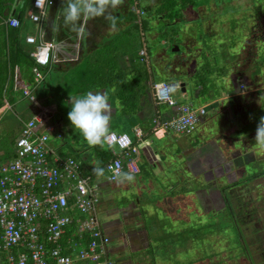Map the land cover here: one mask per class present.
<instances>
[{
    "label": "crops",
    "instance_id": "crops-1",
    "mask_svg": "<svg viewBox=\"0 0 264 264\" xmlns=\"http://www.w3.org/2000/svg\"><path fill=\"white\" fill-rule=\"evenodd\" d=\"M33 1L0 0V63L7 67V77L5 80L12 76L10 81L6 80L2 85L1 93L3 95V101L0 106V116L5 110L9 109L4 102L8 100L11 104L10 110H13L17 107V103H12L11 100H14L15 93H17L16 95L22 93V99L18 98L17 100L19 101L17 102L23 105V112L29 110L31 111L30 115H32L26 123L33 119H39L38 134L46 133V127L48 126L54 128V131L50 132L51 134L57 132L62 134V131L65 130L63 124L64 113L67 110L65 104L66 102L69 104L70 96H76V92L66 91V89L74 90L75 87L73 79L68 74V68L83 64L85 66L92 65L94 67L95 81L87 88L83 87L82 83H79V88H81L79 93L82 95L87 91H107L109 102L113 109V117L109 124L108 133L129 134L128 132L132 131L135 134L137 128L142 129L144 133L143 140L145 141L144 147H146V153L150 158L149 160L143 159V162L144 164H148L149 169L152 171L147 173L145 178L139 176L142 177L140 181L144 185L141 191L142 198L146 200L144 197L146 196L144 194L147 189L146 185L152 186L150 188L162 197L163 206L159 207L150 202L148 203L149 208L154 207V211H157L156 213L159 217H169L173 221L172 225L168 227L170 232H164L158 238L159 230L149 229L148 217L140 219L142 220L141 224H137V217L144 214L146 212L145 210L140 208L138 212L134 213L135 210L133 209H125L124 200L127 195L122 192L126 189V183L130 182L122 179L126 171L123 172V177L121 176L115 182L110 181L108 176L97 177L95 175V182L99 187V193L101 195V203L97 207V217L101 222L104 233L111 239V243L108 245L109 257L110 254L118 257L117 262L114 261L115 264H256V260L257 264H264V179L257 180L254 176L246 179L247 175L245 173L242 183L235 178L242 175L244 171H223L222 168V165L224 163H230L231 159H225V155L228 156L230 154L233 157L234 161L229 164L232 167L239 164V161L245 157L246 152L250 148L246 147V143L248 142L246 135L248 133L247 131H250L246 130L250 116L247 113L252 105L255 107L258 103L262 102L264 104V83L260 77L256 76L255 70H252L251 67H245L244 63L246 59L243 54L244 48H239V60L236 64L230 66L231 69L229 71L221 68L216 70L217 76L219 75L220 79H230L227 80L225 85H215V88L210 89L207 94L204 93V95H207L209 101L207 104L198 107L197 111L202 108L206 109V114L201 117L199 124V126H206V130H202L200 133V147L186 150L187 154L191 152L187 159L190 160L189 164L195 171H190L192 173H189V171H167L168 168L173 166V159L163 157L164 150L166 149L160 147L158 144L156 146L150 140L152 137L164 140L171 133L168 130L167 133L160 131L157 135H154L152 130L154 118H166L172 112V109H169L167 105H159L156 102L152 88L154 82H156L154 81L155 78L149 75L146 81H143L145 84L144 88H147L146 93L142 92L138 94L135 97L137 101L128 104L125 100L127 101L130 96H135L137 93V86H135L134 76L132 75L134 72H130L132 70L127 71L131 68V58L124 53V50H119L118 54L111 52L109 59L112 58V62L120 63L119 71L115 73L112 68L108 69L105 66L107 63H110L108 62L109 59L108 61L101 62L98 58L99 52L103 53V49L99 51L97 48L102 45H105L103 48H108L110 43L106 41L103 43L100 41H84L89 33H102L100 30L101 27L107 28L109 27V23L107 27H103L99 24V17H97L84 21L85 28L80 33L73 32L70 27L64 25L61 0H54V4L47 7V20H43L41 25H39L30 19V13L35 12ZM141 1L143 0H137L139 4ZM155 1L161 3L162 0H152L153 3ZM125 6L126 1L123 0V3L116 9H122ZM139 10H142V8L134 10L133 7L131 11L126 10L118 14L112 13V15L117 17V21H121L123 14H125V18L127 19L124 20L128 25H131L130 27L135 28H130L131 34L133 30L139 31V25H136L138 17L137 11ZM11 17H17L21 21L19 28L9 26L8 20ZM140 18L142 19V17ZM177 21H182V19H178ZM39 27L43 28L44 40L52 41L55 45L53 61L46 68L36 66L35 61L29 55L32 46L26 42V37L38 33ZM121 27H126L125 23ZM85 31L88 32L87 35ZM139 32L141 33V38L144 37V34L141 31ZM70 33L72 34L70 35ZM115 36L118 37V34ZM247 37L248 34L246 33L245 41ZM129 42L122 40L123 45H127ZM147 54L145 52L142 55L146 56ZM155 61L159 65L161 63V57L156 58ZM184 61L163 66V68L168 71L169 77L182 79L184 81L183 83H185L186 90V80L189 83H195L197 88L196 96L200 97L206 86L204 83L200 84V81L195 80L198 68L190 76L195 81H191L186 70L183 71V68L179 69V66L183 67V63L186 64L188 62L191 64L189 57L184 58ZM149 62L152 64V60ZM102 64L103 67H100ZM203 66H207V64H203ZM37 70L41 71L44 76V79L40 83L36 81L35 74ZM56 70H59L57 72V83L56 79L54 78L53 80L52 78V73ZM127 72L131 74L128 75ZM210 72L213 74L211 80L214 78L217 79L213 70ZM178 74L179 77H176L175 75ZM65 75L69 76L68 82H65ZM60 76L62 79H60ZM244 85L245 88L241 89ZM207 87L210 88L209 86ZM25 89L31 92L30 97L24 95ZM129 92H132V94ZM8 94H10V99L6 98ZM116 101L118 103L120 101V104L118 105ZM231 101L233 107L235 104L237 108L239 107L237 111L231 106H226V103ZM186 105L193 107L192 103ZM163 106H167V108L163 110ZM237 112H242L243 116L240 115L241 117H239ZM216 120L221 121L220 125H223L221 126L223 133L219 136L212 137L211 131H214L216 128L214 126ZM127 122L130 123L127 125ZM24 124L20 125V132ZM122 127H124V131H116V129H122ZM238 127L245 128V131L241 133L243 135L242 139L238 140L244 144V146L241 145L243 148L231 145L230 149L225 148V152L223 153L220 151L221 148L219 146L222 145L225 134L227 132L229 134L235 131L238 132ZM68 129L71 130L72 128L68 125ZM59 136L57 134L58 138ZM229 139L238 142L231 137ZM16 140L15 143H12L13 147H0V166L14 161L17 158ZM135 140L138 141L137 138ZM63 143H65L64 140ZM98 144H94V150L97 151L96 153L94 151V153L100 158L102 164L106 161L107 155L106 152L103 153L101 150H97ZM105 146L107 149L109 148L107 145ZM50 147L60 152V149L57 150L52 145ZM245 148L248 149L245 151ZM73 150H76L83 157L81 165L84 171L93 173V168L98 167V163L97 160H93L92 163L88 164L87 161L90 155H92V152L85 148V144L80 142H78V146H73ZM73 150L70 149V152ZM8 153L11 155H8ZM67 155L70 154L68 153ZM97 156L96 159H98ZM139 156L137 157V161L140 159ZM151 160H156L155 164L151 165ZM217 166L219 169H214ZM155 169L156 171H154ZM210 169H214L215 171H209ZM189 174H192L193 177H189ZM127 175L131 176V172L127 171ZM134 176H132L133 179L135 178ZM231 180L235 181V185L231 187L229 191L230 195L228 190L231 185ZM225 181H227V191L224 189ZM239 184L241 186L236 188L235 186ZM187 186L189 187L187 188ZM193 191L200 198L201 211L204 214L206 213V215L214 214L216 217L215 224L212 227H210L211 225L209 227L207 225H201L198 229L196 227L198 223H195V220L192 219L193 215H189V217L193 220L195 227L188 226V223L182 226L184 221H179L175 216V207L170 203L169 199L175 198L176 196L177 198L181 197L179 195H186L183 197H187ZM231 197L233 198L232 202L229 201ZM253 197H256V200L252 199ZM138 202L140 203L141 201L138 200ZM228 212L230 213L228 214ZM181 218L185 217L181 216ZM231 226L236 229L235 238L241 250L240 253L232 248L225 234L226 232H224V230L227 231ZM247 227L253 228V231L248 230ZM159 229L164 231L162 227ZM196 229L198 230V234H193V231ZM242 230H246V238L244 236L239 237V233ZM155 232L157 235H154ZM258 239V253L262 255L261 257L258 254H254V256L250 254L254 243ZM222 243L226 245L223 246ZM195 250L197 253L196 256L193 255ZM126 252L130 256H127ZM110 259L113 260L111 257Z\"/></svg>",
    "mask_w": 264,
    "mask_h": 264
},
{
    "label": "rangeland",
    "instance_id": "rangeland-1",
    "mask_svg": "<svg viewBox=\"0 0 264 264\" xmlns=\"http://www.w3.org/2000/svg\"><path fill=\"white\" fill-rule=\"evenodd\" d=\"M125 1L126 6L124 8L110 9L111 13L118 14L119 12L122 13L126 10L131 11L133 7L134 10L142 8L146 14L142 17V19H144V28H139V31L144 33V37L141 38V33L138 30H133L130 34V28H135H132L130 27L131 25H128V23L124 20L127 19L125 18L126 15L123 14L122 20L117 21V29H119L123 23H125L126 27H121L118 31H109V27H107L108 22L103 17H99V24L107 28L101 27L100 30L102 33H89L88 35V32L85 31L87 37L84 39V41H100L102 43L106 41L107 43H110L108 48H103L105 45L97 48L99 51L103 49V53L99 52L98 54V58L101 62L108 61V59L111 57L110 53L114 52L118 54L119 50H124V53H126V55L131 58V68L127 71L132 70L130 72H134L132 75L134 76L135 86H137V93L135 96H130L127 101L125 100V102H128V104H132V102L137 101L135 97L138 94L142 92L146 93L147 88H144L145 84L143 81H146L149 75L155 78L154 81L156 82L154 83L178 82L179 85L183 83L184 81H182V79L169 77L168 71L163 68V66H169L177 62H185L184 58L189 57L191 64L188 62L186 64L183 63V67L179 66V69L183 68V71L186 70L191 81H200V84L204 83L206 88H204V92L201 93L200 97H198L196 96V84L193 82L189 83L186 80V92L183 93L182 88L175 89L174 98L179 104L192 103L194 109L198 110L200 105H205L209 101L207 95H204V93L207 94L210 89L215 88V85H225L227 80L230 79H220V76H217L216 70L221 68L229 71L231 69L230 66H233V64H236L239 60V48H244L243 54L246 59L244 63L245 67H251L252 70H255L256 76L260 77L261 81L264 83V0H162L161 3L156 1L153 3L152 0H143L140 4L137 2V0ZM165 7H167L169 11H165ZM178 19H182V21L178 22ZM252 28L253 30H251ZM246 33L248 34L246 40L247 42L245 41ZM71 34L72 33H70V35ZM116 34H118V37L115 36ZM122 40L130 41L132 43L129 42L127 44L128 46L123 45ZM174 47L179 48V50L173 52ZM142 51H145L148 54L143 56ZM158 57H161V63L159 65L158 62L155 61V59ZM112 60V58L109 59L108 62L110 63H107L105 66L108 69L112 68L113 71L117 73V71H119L120 63L112 62ZM150 60H152V64L149 62ZM203 64H207L208 67L203 66ZM100 67H103V64L100 65ZM93 68L94 67L92 65L85 66V64L68 68V74L71 76V79H73L75 87L74 90L66 89V91L76 92V96L81 95V93H79L81 91V88H79L80 84L82 83V86L87 88L89 85H92L93 81H95ZM197 68L198 72H196V79L194 80L193 77L190 76H192V72ZM210 68L213 70V73H215V77L217 79L214 78L215 80H211L213 74L210 72L212 71ZM59 70H56L52 73L53 77L51 75L53 80L54 78L56 79V83L57 72H59ZM127 73L128 75L131 74L129 72ZM65 76V82H68L69 76ZM11 77L6 80L10 81ZM50 78H48V80H50ZM60 79H62L61 76ZM16 94L17 93L14 95V100H11V102H14L15 104L17 103V107L13 110H5L0 116V147H13L12 143H15V140L21 133L20 125L26 123V121L32 116L30 115L31 111L29 110L23 112V105L17 102L19 101L17 100L18 98L22 99V93H18V95ZM130 94H132V92ZM6 98L10 99V94L6 95ZM116 102L118 105L120 104V101L119 103L118 101ZM226 106H231L234 110L236 109L235 111H237L239 108H237L236 104L233 107L232 101L227 102ZM65 107L67 109L65 110L63 121L65 130L62 131V134L59 132L52 134L48 132L47 134L50 138L49 144L57 150L60 149V152L55 150L60 156L73 157L82 164L83 157L78 154L76 150H73V146H78V142L83 143L85 144V148L92 152V155H90V158H88V164L92 163L93 160H97V166L101 168L102 164L100 158L95 154L97 151L94 150V144H89L86 142L81 134L72 127L71 122L68 119V112L71 110V103L69 102L68 104L66 102ZM165 108H167V106L162 107L163 110ZM237 114L239 117H241L240 115L243 116L242 112H237ZM247 114L250 115L247 123V125H249L248 130H251L247 131L248 133L246 135V139L248 142L246 143V147L250 148L248 152H246L245 157L234 167L229 165L234 161L233 157L230 156V154L228 156L224 154L225 159H231L230 163H224L222 165L223 171H244L242 175L235 178L242 183L244 181H242V179L244 178L243 175L245 173L247 175L246 179L250 176L256 177L257 180L264 179V146L257 145L255 138L259 118L264 116V104L261 102L255 105V107L252 105ZM215 122L217 126L214 131H211L212 137L219 136L223 133L221 128L223 125H220L221 121L216 120ZM128 123L130 122H127L126 124L128 125ZM68 125L72 128L71 130L68 129ZM202 130H206V126H199L197 130L194 131V133L190 136L171 131L170 136L167 139L160 140L156 137H152L150 139L156 146L158 144L160 147L166 149L164 150L163 157L167 159H173V166L168 168L167 171H189V173H192L190 171H195L189 164L190 160L187 159L191 152L187 154L186 150L200 147V133ZM237 130L239 131H235L230 134L227 132L225 134V139L223 140L222 145L219 146L221 148L220 151L224 153V149H230L231 145L243 148L241 145L244 146V144L238 140L242 139L243 135H241V133L245 131V128L238 127ZM116 131H124V127H122V129H116ZM128 133L133 141H136V136L134 138V132L130 131ZM57 134L61 137L58 138ZM229 137L237 140L238 142L231 141ZM62 138H64L63 140L65 143H63ZM104 142H99L103 144L97 143V150H101L103 153L107 150V147L105 146L107 144H104ZM144 142V140L136 141V145L138 144L137 146L140 149V156H134V159L137 161V157H140L137 162L141 172L137 174L138 176L135 175V178L129 183H126V189L122 192L123 194L127 195L124 200V206L127 210H135L134 213L138 212L140 208L145 210L146 212L144 214H141V216L137 217V224H141L142 220L140 219H145L148 217L149 229L153 228L154 230H159L158 238H160L164 232H170L168 227L172 225L173 221L169 217H159L156 213L157 211H154V207L149 208L148 203L150 202L159 207L163 206L162 197L157 195L156 192L150 188L152 186L145 184L147 186V189L144 192L146 195L144 196L146 200L142 198L143 195H141V191L144 185L140 179H142V177L145 178L147 173L152 172L151 169H149V165L144 164L143 162V159H150L149 155L146 153ZM70 149L73 151L70 152ZM247 149L248 148H245V151ZM68 153L71 156L67 155ZM8 155L11 154L8 153ZM96 156L99 160L96 159ZM254 157L256 158L253 159ZM214 169L219 168L217 166L214 167ZM214 169H210L209 171H215ZM127 171L128 170H126L123 175H127ZM154 171H156V169ZM102 176L109 177V173L104 171ZM189 177L192 178L193 175L191 174ZM224 183V189L227 191V181ZM246 184H248V182H246ZM233 185H235V181L231 180V185L229 186L230 188L228 192L231 190ZM241 185L239 184L235 187L237 188ZM188 187L189 186H187V188ZM179 196L181 197L177 198L176 196L175 198H170L169 201L175 207L174 214L177 219L182 222L184 221L182 226L188 223V226L191 225L195 227V225H193L194 222L192 219L195 220V223H198L196 226L198 229L201 225H207L208 227L211 225L210 227H212V225L215 224L216 217L214 214L206 215V213L204 214V212L201 211L200 198L194 191L187 197H183L186 195ZM252 199L256 200V197H253ZM138 200L141 202L139 203ZM229 201L232 202L233 198L231 197ZM140 204L142 205L140 206ZM229 213L230 212H228V214ZM189 215H193L192 219L189 217ZM181 216L185 218H181ZM161 227L164 228V231L159 229ZM247 229L253 231V228L251 227H247ZM224 232H226L225 234L227 235V239L232 248L240 253L241 250L235 238L236 229L231 226L229 229H227V231L224 230ZM193 234H198V230H194ZM154 235H157V233L155 232ZM241 236H244L245 238L247 237L246 230H242V232L239 233V237ZM258 243L259 239L254 243L253 249L250 251L252 256H254V254H258L259 257L262 256L258 253ZM222 245L224 246L226 244L222 243ZM126 255L130 256L128 252H126ZM193 255H197L196 250ZM110 257L113 259V261L117 262L118 257L116 255L113 256L110 254Z\"/></svg>",
    "mask_w": 264,
    "mask_h": 264
},
{
    "label": "built area",
    "instance_id": "built-area-1",
    "mask_svg": "<svg viewBox=\"0 0 264 264\" xmlns=\"http://www.w3.org/2000/svg\"><path fill=\"white\" fill-rule=\"evenodd\" d=\"M53 4L54 0H34L30 19L41 25ZM137 13L139 18L145 15L142 10ZM8 22L13 28L21 26L17 17ZM43 34L39 27L26 42L32 46L30 57L46 68L53 61L55 45ZM35 75L38 83L44 79L39 70ZM152 88L156 102L172 109L168 117L153 119L154 134L169 130L192 135L206 109L179 104L174 98L178 83L159 82ZM24 95L30 97L31 92L25 89ZM4 104L11 108L8 100ZM38 123L33 119L24 124L16 140L17 158L0 166V264H115L108 254L111 239L97 217L101 195L96 176L73 157L57 154L47 134L54 128L48 126L46 133L38 134ZM135 135L139 140L144 137L140 128ZM105 141L114 148L105 165L110 181H118L126 170L131 176L139 173L134 159L138 148L127 133L110 132ZM13 247H18L16 255Z\"/></svg>",
    "mask_w": 264,
    "mask_h": 264
},
{
    "label": "clouds",
    "instance_id": "clouds-1",
    "mask_svg": "<svg viewBox=\"0 0 264 264\" xmlns=\"http://www.w3.org/2000/svg\"><path fill=\"white\" fill-rule=\"evenodd\" d=\"M61 3L64 25L70 27L73 32L80 33L85 28L84 21L97 17H103L109 23V31L117 30V17L112 15L110 9H116L123 3V0H61ZM70 103L71 110L68 112V119L83 139L89 144L105 141L113 117L107 91H87L82 95L70 96ZM255 138L257 145L264 146V116L259 118ZM133 144L137 146L134 141ZM110 149L112 151L113 146ZM139 153L138 148L137 155ZM155 161L151 160V165L155 164ZM93 174L97 177L102 176L104 169L94 167ZM122 179L131 181L133 177L125 175Z\"/></svg>",
    "mask_w": 264,
    "mask_h": 264
},
{
    "label": "trees",
    "instance_id": "trees-1",
    "mask_svg": "<svg viewBox=\"0 0 264 264\" xmlns=\"http://www.w3.org/2000/svg\"><path fill=\"white\" fill-rule=\"evenodd\" d=\"M140 1V0H139ZM187 4V3H186ZM164 10L165 11H169V9L167 8V7H165L164 8ZM145 16V15H144ZM143 17V16H142ZM141 22V23H140ZM136 25H139L138 27L139 28H144V23H143V19H141V18H139V16L137 17V22H136ZM144 34V33H143ZM1 49V48H0ZM36 64V63H35ZM36 66L37 67H39L37 64H36ZM8 71H9V69H8ZM6 73H7V67H6V65H2L1 63H0V106L2 105L1 103H2V101H3V95H2V85L4 84V82L6 81L5 80V78L7 77V75H6ZM236 110V109H235ZM248 128H249V125H248V127H247V129L246 130H248ZM251 130V129H250ZM135 143H136V141H134ZM110 148L111 147H109L107 150H106V155H107V159H106V161L108 162L109 161V157L110 158H112V156H113V153L110 151ZM104 162V163H102V167L101 168H103L104 169V171H106V169H105V165H106V163L107 162ZM1 240V239H0ZM1 243V242H0ZM17 251H18V247H13V249H12V253L13 254H15L16 255V253H17Z\"/></svg>",
    "mask_w": 264,
    "mask_h": 264
},
{
    "label": "water",
    "instance_id": "water-1",
    "mask_svg": "<svg viewBox=\"0 0 264 264\" xmlns=\"http://www.w3.org/2000/svg\"><path fill=\"white\" fill-rule=\"evenodd\" d=\"M178 50H179V48H175V47H174L173 52L178 51ZM171 65H173V64H171ZM175 76H176V77H179V74H178V75H175ZM180 86L182 87V91L185 93V92H186V89H185V83H181ZM214 126L216 127L217 125L214 124Z\"/></svg>",
    "mask_w": 264,
    "mask_h": 264
},
{
    "label": "flooded vegetation",
    "instance_id": "flooded-vegetation-1",
    "mask_svg": "<svg viewBox=\"0 0 264 264\" xmlns=\"http://www.w3.org/2000/svg\"><path fill=\"white\" fill-rule=\"evenodd\" d=\"M231 214H234V213H231Z\"/></svg>",
    "mask_w": 264,
    "mask_h": 264
}]
</instances>
